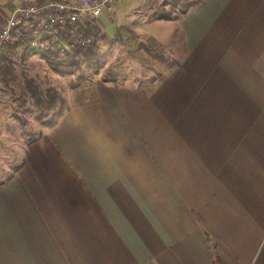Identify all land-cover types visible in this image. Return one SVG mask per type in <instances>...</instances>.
<instances>
[{
	"label": "crops",
	"instance_id": "0c3cea01",
	"mask_svg": "<svg viewBox=\"0 0 264 264\" xmlns=\"http://www.w3.org/2000/svg\"><path fill=\"white\" fill-rule=\"evenodd\" d=\"M151 23L178 64L96 83L25 147L0 264H264V0Z\"/></svg>",
	"mask_w": 264,
	"mask_h": 264
},
{
	"label": "rangeland",
	"instance_id": "374dc122",
	"mask_svg": "<svg viewBox=\"0 0 264 264\" xmlns=\"http://www.w3.org/2000/svg\"><path fill=\"white\" fill-rule=\"evenodd\" d=\"M117 2L114 21H104L98 28L93 57L89 60L78 57V64L67 72L50 68L48 61L62 59L55 55L27 48L6 51L0 72V182L21 165L25 147L39 138L42 129L49 126V120L54 121L57 114L74 101L86 100L96 83L151 81L162 76L160 62L168 66L178 64L151 38L165 32L151 22L158 20L155 15L170 13L172 19L163 21H179L184 14L169 6L166 0ZM169 28L171 31L175 27ZM26 80L33 81L43 92L55 91L63 101L62 109L58 110L57 102L55 110L43 108L39 112L25 88ZM43 114L48 116L43 118Z\"/></svg>",
	"mask_w": 264,
	"mask_h": 264
},
{
	"label": "built area",
	"instance_id": "2783aa9c",
	"mask_svg": "<svg viewBox=\"0 0 264 264\" xmlns=\"http://www.w3.org/2000/svg\"><path fill=\"white\" fill-rule=\"evenodd\" d=\"M0 26V72L9 48L72 56L91 48L102 22L115 19V0H7Z\"/></svg>",
	"mask_w": 264,
	"mask_h": 264
},
{
	"label": "trees",
	"instance_id": "16d2710c",
	"mask_svg": "<svg viewBox=\"0 0 264 264\" xmlns=\"http://www.w3.org/2000/svg\"><path fill=\"white\" fill-rule=\"evenodd\" d=\"M166 3L172 8H178L181 14H185L192 6L196 4L193 0H166ZM155 19L158 20H170L172 15L170 13H165L161 15H155ZM96 48V41L92 44L91 48L88 50H79L72 56L59 57L62 58L59 61H48L50 68L57 72H67L68 68H73L78 64V57H83L85 60H89L94 55V49ZM2 71V70H1ZM25 88L30 96L34 99V106L39 112L43 108H46L48 111L55 110L57 108L56 103L58 102V110L62 109L63 101L58 96V94L52 89H47L46 91H41L39 87L31 80L25 81ZM57 110V111H58ZM48 115L43 114L41 117L46 118ZM54 121L49 120L48 125L52 126ZM41 135V134H40Z\"/></svg>",
	"mask_w": 264,
	"mask_h": 264
}]
</instances>
